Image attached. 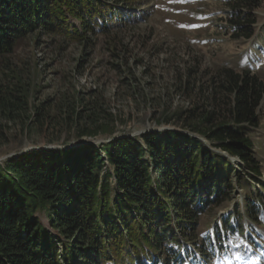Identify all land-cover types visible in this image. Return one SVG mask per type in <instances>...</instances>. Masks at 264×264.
Instances as JSON below:
<instances>
[{
	"label": "trees",
	"instance_id": "1",
	"mask_svg": "<svg viewBox=\"0 0 264 264\" xmlns=\"http://www.w3.org/2000/svg\"><path fill=\"white\" fill-rule=\"evenodd\" d=\"M139 2L0 0V56L36 32L85 44L90 35L108 36L143 17ZM229 4L236 37L251 38L255 20L243 19L242 9L252 12L254 0ZM209 82L206 91L200 85L202 97L182 117L188 132L26 151L1 162L0 264H185L192 255L189 264H200L197 251L208 264L211 254L248 236L239 207L237 225L225 217L202 244L194 233L199 216L237 188H252L251 195L264 202L254 186L262 182V169L249 135L261 123L264 80L249 69L222 67ZM24 97L0 77V142L7 140L9 124L26 114ZM81 128L82 135L96 133ZM101 148L113 167L105 173ZM253 201L246 196L244 208L256 221Z\"/></svg>",
	"mask_w": 264,
	"mask_h": 264
},
{
	"label": "rangeland",
	"instance_id": "2",
	"mask_svg": "<svg viewBox=\"0 0 264 264\" xmlns=\"http://www.w3.org/2000/svg\"><path fill=\"white\" fill-rule=\"evenodd\" d=\"M139 1L143 17L108 36L90 35L85 44L36 32L0 56L1 79L22 89L27 103L22 121L11 122L7 140L0 142V163L26 151L102 147L124 136L188 132L182 124L186 111L202 97L200 85L206 91L222 67L249 69L264 80V0H254L252 12L242 9L243 19L250 15L255 20L251 38L236 37L229 22V3L234 0ZM260 114V126L249 135L262 169V182L254 186L264 199V105ZM82 126L96 133L82 135ZM101 149L105 173L113 167ZM251 189L237 188L232 198L199 216L194 235L201 244L225 217L237 225L238 216L233 215L238 207L248 229V236L234 239L235 246L211 254L208 264H264V202L251 195ZM249 194L256 221L244 208ZM250 237L259 248L250 246ZM197 255L205 264L202 253ZM193 258L185 264L194 263Z\"/></svg>",
	"mask_w": 264,
	"mask_h": 264
},
{
	"label": "snow or ice",
	"instance_id": "3",
	"mask_svg": "<svg viewBox=\"0 0 264 264\" xmlns=\"http://www.w3.org/2000/svg\"><path fill=\"white\" fill-rule=\"evenodd\" d=\"M181 2H183V0H181ZM192 27H197L198 25H191Z\"/></svg>",
	"mask_w": 264,
	"mask_h": 264
}]
</instances>
